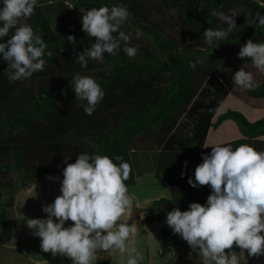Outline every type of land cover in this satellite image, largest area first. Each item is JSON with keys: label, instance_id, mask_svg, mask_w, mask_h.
<instances>
[{"label": "trees", "instance_id": "obj_1", "mask_svg": "<svg viewBox=\"0 0 264 264\" xmlns=\"http://www.w3.org/2000/svg\"><path fill=\"white\" fill-rule=\"evenodd\" d=\"M44 1L39 0L34 15L23 20L45 39L46 52L52 54L44 57V71L34 73L28 80L9 83L3 75L7 62L0 58V247L10 241L13 223L7 211L14 207L16 193L23 188L24 178L61 174L66 166L64 157L70 156L68 162L73 163L76 155L88 152L122 156L132 168L125 183L128 188L135 186L130 154L136 140L144 137L150 151L158 150L206 80L224 70L237 71L245 60L238 58L231 63L229 58L248 39L264 41V27L254 22L257 12L264 14L261 7L264 0H159L162 9L174 8L187 42L184 38L178 42L166 35L138 0H70V5L67 0ZM113 4H123L131 12L130 20L121 30L133 32L131 43L139 46L138 54L129 58L122 50L115 56L105 53L103 62L96 65L88 62L87 68H82L75 54L82 53L90 47V42L95 41L82 31V14L92 7H111ZM213 8L225 13L232 8L240 10L236 17L237 28L216 48L207 45L203 37V31L208 27H226L210 15ZM135 28L144 34L139 40L135 39ZM12 32L14 29L9 36ZM70 35L75 37V45L68 41ZM71 52L75 53L73 57L69 56ZM197 57L200 62L193 70L189 61H195ZM91 67L93 73L80 74L94 77L106 94L97 111L88 116L81 107L82 102L76 100L69 81L75 72H85ZM234 88L235 85L230 93L214 96L212 108L216 107L213 103L219 104L227 95L236 96ZM62 89L67 90V95L62 94ZM245 95L249 99H264V81L254 90H247ZM222 111L218 107L209 123L200 127L201 140L208 131L218 133L224 123L231 121L239 137L219 143H230L233 148L248 144L264 150V117L250 122L238 111ZM210 151L211 147L195 152H159L161 167L168 170L171 166L176 172L178 196L159 198L144 212L165 211V205L184 211L191 202L205 203L211 192L209 186L193 188L188 178L202 162V153ZM185 161L188 162L186 167ZM13 171L21 178L8 179V174ZM3 193L6 197L2 200ZM261 257L264 256L252 258ZM65 260V264H70L68 258ZM99 264L114 263L101 261Z\"/></svg>", "mask_w": 264, "mask_h": 264}, {"label": "clouds", "instance_id": "obj_2", "mask_svg": "<svg viewBox=\"0 0 264 264\" xmlns=\"http://www.w3.org/2000/svg\"><path fill=\"white\" fill-rule=\"evenodd\" d=\"M38 4L39 0H0V58L7 62L3 75L9 83L28 80L44 71V57L52 55L46 52L45 39L30 24L20 23L34 15ZM131 15L123 4L83 12L82 31L95 41L75 54L82 68H87L89 60L103 62L105 53L115 56L122 50L129 58L137 56L139 46L131 43L133 32L121 30ZM210 15L226 25L203 31L207 45L216 48L237 28L240 10L232 8L225 13L213 8ZM254 22L264 27V14L257 12ZM143 35L141 29H134L135 39ZM67 39L75 45L74 36ZM237 56L250 60L264 74V41L248 39ZM199 62L197 57L189 61V67L195 70ZM233 82L235 91L254 90L257 86L254 73L244 67L234 72ZM69 84L76 100L82 102L84 113L93 115L106 94L100 83L92 76L77 73ZM62 94L67 95V90L62 89ZM209 146L211 151L202 153V162L188 178L193 188L209 186L206 202H191L184 211L173 208L167 212L165 223L187 242L189 259L193 253L198 256L195 264H249V258L264 256V150L248 144L233 148L230 143L206 144L204 148ZM69 158L63 160L66 166L62 180L46 177L60 181V195L42 205L46 218L24 219L31 234L40 238L42 251L67 257L71 264H99L115 253L120 264H141L144 257L138 249L137 223L120 222L134 209V197L125 183L132 172L130 163L120 155L88 152L76 155L73 163L68 162ZM68 221L73 223L66 227Z\"/></svg>", "mask_w": 264, "mask_h": 264}, {"label": "rangeland", "instance_id": "obj_3", "mask_svg": "<svg viewBox=\"0 0 264 264\" xmlns=\"http://www.w3.org/2000/svg\"><path fill=\"white\" fill-rule=\"evenodd\" d=\"M138 1L143 4V8L146 9V12L150 18L156 21L162 27V29L166 32V35L172 36L178 42L182 41L183 38V41L187 42V38L180 30L177 14L174 8H169L168 10L162 9L163 7L160 5L159 0ZM66 3L70 5V0H67ZM20 23L25 22L22 20ZM238 52L239 49L236 50L233 56L229 58L231 63H233L235 60H238ZM74 54V52H71L69 53V56L73 57ZM89 63L93 65L97 64V62L93 60H89ZM241 67H244L247 71L254 73L256 85L264 81V74L259 73L252 66L250 60H245ZM235 71V69L224 70L217 76L214 75L211 76V78L209 77L206 80V83L202 86V91L199 92V97L202 102L207 103L204 104L205 107L200 110L201 112L195 116L199 127L202 128V126L207 125L216 112L217 108L220 107L219 109H221L223 105V111L226 109L238 111L242 113L250 122L264 117V99L256 100L247 98L245 95L247 90L236 91V96L227 95L224 101H221L224 104L221 102L219 104L213 103L216 107L212 108L211 100L214 96L222 95L223 92H231V89L234 86L233 75ZM93 72V67H91L85 72H75V74ZM203 95L206 97L203 98ZM234 128V123L230 121V123L224 125L218 133L211 132L210 139L218 138L220 142H227L232 139L234 140L239 137L236 135ZM202 132H204L205 135L207 128L203 129ZM222 138H224V140H222ZM148 145L149 143L143 141V156L146 154L145 151H150L147 148L149 147ZM130 155L131 161L132 159L134 160L135 156L132 153ZM150 155L153 157L152 163L144 167L143 170H145L147 173L145 174L143 171V177L140 175V169L138 168L137 162L135 161L133 163L137 182L135 186L128 188L129 193L134 195L138 200L156 199L157 197L168 199L174 197L175 195L178 196L176 192L177 187L175 186V183L178 184L176 172L173 170V168H171V166H169L170 168L168 170L163 169L161 167V161L158 158V154H156L154 151H151ZM46 177L48 176H45L44 178H41L35 182H26L27 179L32 178L23 179V188L21 189H31L29 192H26L24 196H19L18 198L15 196L14 207L7 211V216L13 223V229L10 236V241L0 247L1 264H65V259L67 257H62L60 255L53 256L51 252L45 253L42 251L40 248V238L31 234V231L26 227L24 220L26 218H46V213L42 211V205L52 203L54 199L60 195V181L55 179L49 180ZM51 177H59L60 180L63 179L62 173ZM7 178L16 181L21 177L18 173L13 171L8 174ZM182 185L185 186V183L182 182ZM172 191H174V193ZM5 197L6 194L3 193L2 200L5 199ZM152 202L143 204L141 209L149 208ZM133 208L134 209L130 216L121 217L122 222H128L129 220V223H132V219L136 215V210L139 209L137 207ZM168 211H171V209L167 208L165 212H144L145 214L150 215L149 219L144 220L143 218V221L137 224L138 249L141 251L144 257L141 264H195L196 260L198 259V256L195 253H193L192 258L189 259V252L191 249L187 242L184 241L178 234L174 235L171 228L165 223V220H162V217L159 216V214H162L163 212L164 215L167 214ZM154 215L158 217H155ZM150 220L158 221L161 224L160 229L148 228L150 229L148 230L146 224L152 222ZM71 223L73 222L68 221L66 222L65 226L67 227ZM162 236L166 237V240L163 238L165 242L163 249H161L160 245V239ZM178 242H181V245H179ZM168 246H171L170 251H167L166 249ZM162 250L163 252H161ZM158 253L164 256L159 257ZM101 261H111L112 263L118 262L119 255L118 253H115L112 255V257L109 256L108 259ZM249 264H264V257H261L260 259L249 258Z\"/></svg>", "mask_w": 264, "mask_h": 264}, {"label": "crops", "instance_id": "obj_4", "mask_svg": "<svg viewBox=\"0 0 264 264\" xmlns=\"http://www.w3.org/2000/svg\"><path fill=\"white\" fill-rule=\"evenodd\" d=\"M201 91H202V87H201L199 92H201ZM203 91H204V89H203ZM205 97L206 96L203 95V98H205ZM205 103H207V102H205ZM205 103L200 100L199 93H198L197 96L194 98V100L189 105V107L187 108V110L185 111V113L179 119L177 125L175 126V128L171 132L170 136L166 139V141L162 144V146L158 150L155 149L152 151H154L156 154H158L159 152H195V151L207 149V148H204V146L206 144L219 143L220 141L218 138L210 139L209 131L207 132L205 138L203 140H201V135H202V134H200L201 128L197 124L195 116L201 112L200 110L203 107H205L204 106ZM222 104H224V103H222ZM223 107H224V105H223ZM223 107H221V109H219V110H222ZM255 118H257V117H255ZM254 119H252V120H254ZM228 123H230V121H227L226 123H224V125L225 124L227 125ZM235 131H236V129H235ZM236 135H237V132H236ZM224 138H226V137H224ZM224 138H222V140H224ZM210 147L211 146H209L208 148H210ZM133 148L134 149L131 153L135 157H134V160L132 159V165L135 161L137 162L138 168L140 169V175H141V177H143V171L145 174L147 173L145 170H143L144 167L146 165H149L152 163L153 157L150 155L151 151H147V152L145 151L146 154L143 156V137H140L138 140H136L135 146ZM133 169H134V166H133ZM134 173L136 174L135 169H134ZM136 182H137V177H136ZM30 189L29 188L20 189L16 193V198H18L19 196H24L26 194V192H29ZM132 196L134 197L133 207H138L139 208L138 210H140L139 212H136V215L132 219V222L135 221L138 224L141 221H143V218H144V220H146V219H149V216H150L149 214L144 213L145 209H141V206H143V204H148L149 202L158 200L159 198L157 197L156 199L138 200L134 195H132ZM170 209L172 210L173 208H170ZM163 213L159 214V216L162 217L161 218L162 220H166V214L164 215ZM155 217H158V216H155ZM150 221H152V222L146 224L147 229L148 228L160 229L161 224L158 221H153V220H150ZM120 222H122V221H120ZM148 230H150V229H148ZM163 238H165V240H166L165 236H162V238L160 239L161 249H163L164 243H165ZM178 243H179V245H181V242H178ZM170 247L171 246L166 247L167 251L171 250ZM161 252H163V250ZM158 256L163 257L164 255H160L158 253ZM258 259H260V258H258ZM114 263L120 264L119 261L114 262ZM146 264H148V263H146Z\"/></svg>", "mask_w": 264, "mask_h": 264}, {"label": "water", "instance_id": "obj_5", "mask_svg": "<svg viewBox=\"0 0 264 264\" xmlns=\"http://www.w3.org/2000/svg\"><path fill=\"white\" fill-rule=\"evenodd\" d=\"M40 179H41V178H37V179H27L26 182H27V181L35 182V181H38V180H40ZM26 182H25V183H26ZM164 207H165L166 209H167V208H173L171 205H165ZM139 211H140V210H136V212H139Z\"/></svg>", "mask_w": 264, "mask_h": 264}]
</instances>
